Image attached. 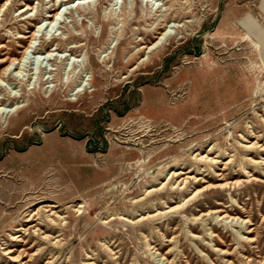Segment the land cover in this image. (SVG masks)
<instances>
[{
  "label": "rangeland",
  "instance_id": "obj_1",
  "mask_svg": "<svg viewBox=\"0 0 264 264\" xmlns=\"http://www.w3.org/2000/svg\"><path fill=\"white\" fill-rule=\"evenodd\" d=\"M54 3L0 0V61L41 25L0 84V264H264V0Z\"/></svg>",
  "mask_w": 264,
  "mask_h": 264
},
{
  "label": "bare ground",
  "instance_id": "obj_2",
  "mask_svg": "<svg viewBox=\"0 0 264 264\" xmlns=\"http://www.w3.org/2000/svg\"><path fill=\"white\" fill-rule=\"evenodd\" d=\"M62 1H64V0H55V3L53 4V6H52V11H54V13L52 14L51 12V14H49V19L51 18V20H50V22H49V26H51V25H53L54 24V22L57 20L56 18L58 17V16H60L59 15V11H60V8H61V2ZM7 2V1H6ZM57 2H59V5H58V8L56 7V4H57ZM78 2L81 4V3H85L86 2V0H78ZM4 8V7H3ZM29 8V4H26V10ZM34 10V9H33ZM27 13V11H25L24 12V14H26ZM46 21H47V19H45ZM44 20V21H45ZM167 29H168V26H164V27H162V28H159V30H161V32L160 33H156V34H158L157 36H155V39H156V41L154 42V43H151L150 45H148V46H146V47H144V49L145 50H147V51H152V52H154V51H156V50H160L161 48H162V46L166 43V41L168 40V38L170 37V32H167ZM257 29H258V26L257 25H255V24H253V23H247V25H246V28H245V36H246V40L248 39V38H253V37H255L256 39H259L260 41H262V42H264V38H260V36H261V32L258 30L257 31ZM38 30L39 31H37L38 33L41 31V25L39 24V26H38ZM38 33H36V32H33V33H28L29 35H27V36H25V37H23V39H26V40H30V44H29V46L28 47H26V48H24V51H22V52H18L17 54H19V55H17V56H14L13 58H4V59H2L0 62L1 63H6V62H8V65L6 66V68H4L3 70H2V72H1V74H0V84L2 85V80H4V77L6 76V74L8 75V73H10L9 71H11V69H12V67H17V68H20L23 64H25L26 63V59H27V55H28V53H31V50L32 49H34L35 48V45L33 44V42L36 40V38L38 37ZM36 42V41H35ZM53 48H50L49 50H48V52H47V56L48 57H50L51 56V53L54 51V50H52ZM56 49V48H55ZM40 52V51H39ZM20 70V69H19ZM19 72H17V74H18ZM21 74V73H20ZM8 77V76H7ZM2 87V86H1ZM8 103L9 102H5L4 101V99L3 98H0V117L1 116H3L4 115V113L5 112H3V111H5L4 109L8 106ZM9 107V106H8ZM8 114H9V111H8ZM264 148V147H263ZM200 158V157H199ZM207 159V158H206ZM215 160V159H214ZM177 165V164H176ZM178 166V165H177ZM215 168V167H214ZM170 171V170H169ZM180 174H182V173H180ZM179 175V174H178ZM166 177V176H165ZM197 177V176H196ZM167 179V178H166ZM175 179V178H174ZM183 182H184V180H183ZM202 183V182H201ZM154 189V188H153ZM197 192V191H196ZM193 196V195H192ZM191 196V197H192ZM186 200V199H185ZM165 203V202H164ZM182 204V203H181ZM45 207H50V208H56L55 206H54V204L53 205H50V204H47V206H45ZM178 208V207H177ZM82 209H83V205H80V207H78L77 209H75L76 211V213H77V216H80L81 215V213H82ZM173 209V208H172ZM171 209V210H172ZM176 209V208H175ZM169 210V209H168ZM49 211H51V210H49ZM31 212V211H30ZM163 212V211H162ZM48 214V213H47ZM58 214V213H57ZM56 214V212H52L50 215H46L45 217H44V220H47L48 221V223L50 224V225H52V226H57L58 224H59V222L60 221H63L64 219H62V218H60L59 216L58 217H56V218H59V222H57V220H55L54 218H50V217H52V216H56L57 215ZM36 217V219H41V218H43V216H42V214H41V211L40 210H38L37 212H34L33 213V215L31 216V218L29 217L26 221L27 222H31V221H33V218H35ZM112 220H115L114 218L113 219H111V221ZM121 220H125V219H123V218H121ZM127 221V220H126ZM65 222V221H64ZM63 223V222H62ZM102 224H106V222H103ZM65 225V224H64ZM22 231V229H19V231ZM25 232H26V230H24ZM249 232H252L251 230H249ZM14 237V236H13ZM44 239L45 240H48L49 241V236H44ZM248 238H246V240H247ZM253 241V240H252ZM30 250V249H29ZM15 251V250H14ZM113 252V251H112ZM22 254L23 253H21V254H19V257H17V258H20L21 256H22ZM23 258H25V257H23ZM25 264V263H24Z\"/></svg>",
  "mask_w": 264,
  "mask_h": 264
}]
</instances>
